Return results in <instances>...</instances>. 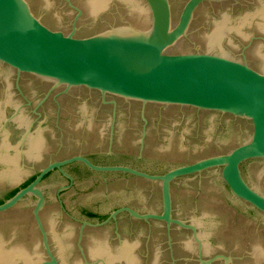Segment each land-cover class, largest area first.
I'll list each match as a JSON object with an SVG mask.
<instances>
[{"label":"water","instance_id":"1","mask_svg":"<svg viewBox=\"0 0 264 264\" xmlns=\"http://www.w3.org/2000/svg\"><path fill=\"white\" fill-rule=\"evenodd\" d=\"M0 64V202L50 159L104 148L109 125L68 114L56 128L52 104L37 122L26 108L15 114L11 70L117 97L114 142L126 163L154 173L190 163L161 176L80 157L47 164L0 205V264H168L164 227L129 218L163 222L167 234L188 229L171 233L174 256L188 264H198L196 232L206 264H264V0H0ZM74 161L160 188L87 174L70 188L56 174L40 185ZM121 205L131 209L104 223L128 215L117 219L119 239L111 224L79 240L85 212Z\"/></svg>","mask_w":264,"mask_h":264},{"label":"flooded vegetation","instance_id":"2","mask_svg":"<svg viewBox=\"0 0 264 264\" xmlns=\"http://www.w3.org/2000/svg\"><path fill=\"white\" fill-rule=\"evenodd\" d=\"M11 71L13 74L11 75L12 79L10 81H12L13 89H11L12 91H10V93H11L10 97H9V99H6V102H8V103L12 102L13 100L16 99V97H18L20 99V104L18 105L19 107L16 108L15 114L18 113V111L20 109L26 108L29 110L30 114L33 116V119H34L33 121L37 122V120H39L41 117H43L42 112L44 110L45 105L52 104L54 106V111H55L54 117H55L56 128H58L57 124H59V121H61L60 119L65 117V115H68V114L70 116H72L73 118H80L81 120L87 121V122H100V121L104 122L103 119L107 118L109 120V125H108L106 140H105L106 142H104V144L106 146L104 148H96L95 150H93L89 153H86V154L77 152V153H71L65 157L50 159L46 164L41 166L37 170V172H35V174L30 178V180H28V182H26L25 184H23L21 187L17 188L16 190L12 191L9 195H7L5 197V199L1 200L0 205L4 201H6L7 199L11 198L18 190L26 187L28 184L33 182V180L38 176L41 168L45 167L49 163L63 162V161L68 160L72 157L83 158V159L87 160L89 163H91L93 166H96V167H101V168H112V167L113 168H129V169L135 170L137 172L144 173V174L151 175V176H161L170 170H173V169H176V168L190 164V163H187V164H183V165H179V166H175L173 168L167 169L166 171L154 173V172H149V171L140 169V168H138L132 164L126 163L125 159L130 157V156H127V154L123 150H121V149L119 150L118 147H119L120 142H114L116 122L118 120V115L120 114V111L123 110L118 105V103L116 101V100H118L117 97L107 95V94L102 96V94L97 92V91L88 90L85 88H69V89H67L64 86H55L54 84H52L50 82H45V81L39 80V79H37L33 76H30V75H27V74H19L18 75L14 70H11ZM24 82H27L28 84L30 83L31 86H33V88H32L33 91L26 93L23 89V86H22ZM85 92L87 94H85ZM92 92L96 93L98 95V99L96 101V108L95 109H91V107H90L92 105V102H93V98L91 96ZM146 111H147L146 105L142 107L140 104L139 121L141 124V128H140V130H141L140 135L142 137L141 140L146 137V130H147V125H148ZM30 131H31L30 128H28L26 131H24L25 134H22L23 140L25 137L29 136L28 134L30 133ZM17 132L20 133V130L17 129ZM143 144H144V142H138L139 148H142ZM208 156H211V155H208ZM205 157H207V156H205ZM134 158H135V161L142 162L141 154H137L136 156H134ZM202 158H204V157H202ZM198 160H200V159H198ZM191 163H193V162H191ZM208 171H217V170H208ZM208 171H205V172H208ZM52 174H56L60 178L64 179L66 182V185H67L66 188L72 187V185L74 184V177L76 174L92 175V176L99 178L101 180H104V181H105V178H107V177H113V176L114 177L116 176L119 178H126L127 177L130 179L139 180V181L148 182V183H156L159 185L158 182L144 181V180H141L139 178H135L129 174H126L124 172L94 171V170H91L88 167H86L80 161H74V162H71L67 165H64V166L60 167V170H58V169L51 170L50 172H48L46 175L43 176L40 185L48 176H50ZM64 175H67L69 178H71V180L66 178ZM195 176H199V175L184 176V177H180V178L174 180L169 186L170 194H171L172 184L175 181L181 180L184 178L195 177ZM40 185H39V189H40ZM159 188H160V185H159ZM61 189H63V188H61ZM43 196H44V194H43ZM31 198H33V197H31ZM160 206H161V199H160ZM120 208H130V207L121 205V206H118V207L114 208L113 210H111L110 212L105 213V214H99V213H95V212H85L84 221L79 222L81 224L80 225L81 227L79 230V240H81L80 236H82L83 230L85 228H86V230L87 229L98 230V229L107 228L111 224L115 228L116 238L119 239L120 236L117 232L118 226L116 223L117 219L122 215H125L127 217H128V215L126 213H122L115 220H110L106 224H104V223L108 220V218L112 212H114ZM32 210H33V208H32ZM135 212H137V211H135ZM137 213L138 214H145V213H139V212H137ZM158 213H152V214H158ZM171 215H172V204H171ZM39 220H40V216H39ZM174 220H177V219H174ZM129 221L139 223V224H144L147 227H149L150 224H152V223L162 225L165 229V240H164L165 243H161L159 245V248L161 249V251L164 250L168 253V256H169L168 257L169 258L168 264H188L189 263V259L187 258V256H185L186 258L184 257L185 259H183V258L181 259V258L174 256L173 249H172L173 244H172V234H171L173 229H180V230L186 231V232H188V229H183V228H179L175 225H171V227L169 229V234H167V228L163 222H157V221L150 220L146 223L143 221H135L131 218H129ZM180 222H182V221H180ZM182 223L187 225V226H191V225L186 224L184 222H182ZM40 224H41L42 230H43V232L46 236V240H47V235H46L45 230L42 226L41 220H40ZM37 229H38V227H37ZM38 231H39V229H38ZM195 231H196V229H195ZM39 234H40V231H39ZM40 236H41V234H40ZM191 236H192L193 241L196 243L197 263L198 264H206V262H204L201 258L202 250H200V247L203 244H201V242L197 236V232H196V235L192 234ZM41 243H42V238H41ZM47 245H48L49 251L51 253L48 241H47ZM42 246H43V244H42ZM43 249H44V247H43ZM44 252H45V250H44ZM45 254H46V252H45ZM51 255H52V253H51ZM46 257H47V255H46ZM223 259L226 263H228L227 259H225V258H223ZM46 262H49V261H46Z\"/></svg>","mask_w":264,"mask_h":264}]
</instances>
